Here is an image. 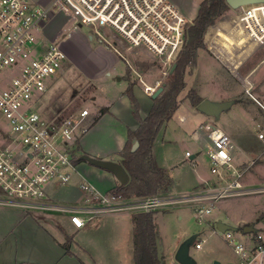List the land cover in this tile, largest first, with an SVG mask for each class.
<instances>
[{"label": "rangeland", "instance_id": "rangeland-1", "mask_svg": "<svg viewBox=\"0 0 264 264\" xmlns=\"http://www.w3.org/2000/svg\"><path fill=\"white\" fill-rule=\"evenodd\" d=\"M31 1L40 6H47L53 0ZM170 1L191 21L196 19L199 6L204 0ZM240 13V10L229 9L225 14L235 17ZM221 20L226 19L222 16L218 21L221 22ZM212 32L211 30L210 34ZM62 33L66 37L63 38ZM210 34L206 35L205 43H207V37ZM44 37L49 43L59 44L67 56L58 72L47 80V91L41 97L39 95L35 102V110L46 122L77 115L83 109H88L95 125L101 118V110L106 107L104 105L116 102L121 91L128 88L130 83L127 79L128 71L136 93L141 96L139 92L142 94L141 91H143L148 97L152 96L146 92V89H158L171 79L174 71L168 74V69L158 67L156 63L147 62L148 58L146 57L137 58L142 59V66L128 67L125 60L108 45L102 43L89 26L83 25L80 29H74L70 19L61 12H57L54 18L48 20ZM209 46L220 59L232 70L234 69L235 73L239 71L243 75L253 70L260 58L264 56V44L254 49L252 38L244 32L240 24L220 23L218 32L211 38ZM198 55V63L195 68L188 70L187 86L179 97L180 107L171 121L163 128L160 140L156 141L154 148L157 158L168 156L166 160L168 164L174 163L178 168L173 173L175 185L172 186V190L190 188L193 184L198 183L196 172L200 168L203 167L207 172L210 170V160L206 154V143L209 140L206 139V143L201 147V145L199 146L200 141L194 137L195 132L201 133L203 136V128L207 124H214L225 131L242 150L252 156L251 158L260 157L257 163L244 174L241 183L247 189L262 188L264 187V141L259 139L258 134L264 132V113L259 105L243 92L244 88L241 82L234 78L232 72L214 54L206 48L199 50ZM241 62L243 65L238 69ZM164 71H166V75ZM138 72L143 75V82L149 86L141 83ZM119 78L123 79L118 81ZM250 80L260 84L258 86L255 83L253 94L259 102L264 104V63L250 77ZM191 90H195L198 96H200L199 94L204 95L203 101L221 103L229 100L233 104L219 117L209 116L199 111L198 107L193 108L190 100L187 99ZM121 115L124 116L122 113ZM10 133L8 121L0 112V146L6 144L2 134ZM126 134L125 127H122L113 115H107L100 124L92 127L87 135L88 142H90L88 148L115 150L119 146V138L127 137ZM162 138L169 140L166 147L162 145ZM77 152L81 157L80 152ZM186 152H190L192 155L200 153V155L191 160L186 158ZM234 157L235 164L244 159L242 153L237 149L234 152ZM180 163L182 167L179 166ZM193 164L196 166L194 167ZM88 167L89 169L94 168L92 165ZM207 174L214 176L210 171ZM212 183L214 182L211 181L209 185ZM66 188L67 186L60 183H49L46 186L47 197L50 194L58 201L54 204L61 206ZM19 210L22 217L29 216L25 220L22 218L24 220L22 226L28 227L29 236L21 243L19 250L21 255L40 258L46 251H51L54 255L57 253L56 246L46 245L39 239L40 230L51 234L58 242H61L58 239L63 240L68 247L71 245L74 232L66 230L62 235L57 226L66 217L70 218V215L53 211L28 213L25 210ZM168 212L155 215L158 247L164 257L165 264H180L176 260V253L180 246L190 239H193L190 255L197 261V264H214L215 262L243 264L240 256L234 251L233 245L226 239L225 232L219 231L216 224L218 221H222L235 228L237 231H233V239H241L244 236L242 230L246 224L259 226L264 220V192L220 199L216 202L213 213L208 215L202 223L196 218L194 207H182L180 211L173 209ZM180 215L183 219H179ZM108 221L113 224L102 227L101 220H92L82 229L86 231L85 229L92 225L89 232L75 238V242L81 246V249H72V252L79 258L75 257L76 264L79 262L80 264H96L91 254L95 260L102 264L119 260L118 256L120 257L121 253L124 256V252L120 251L115 255L112 248L114 244L125 238L127 234L125 230L130 228V226L127 228V224L130 225L129 220L124 217L108 219ZM98 226L100 227L97 228ZM202 240H205V243L202 249L197 250L196 243ZM10 245L11 242L0 243V254L7 253ZM45 249L46 251H44ZM124 249L128 254L131 250L130 245L127 249L124 244ZM50 254L48 253V255ZM127 256H130V253ZM124 261L126 262V259ZM130 261H132V257ZM164 262L162 261V264Z\"/></svg>", "mask_w": 264, "mask_h": 264}, {"label": "built area", "instance_id": "built-area-1", "mask_svg": "<svg viewBox=\"0 0 264 264\" xmlns=\"http://www.w3.org/2000/svg\"><path fill=\"white\" fill-rule=\"evenodd\" d=\"M238 10L241 13L230 18L232 25H242L254 43L264 44V4ZM57 12L67 16L74 29L89 26L128 67L142 66V59L137 58L146 57L158 67L167 61L168 74L182 57L194 22L170 0H53L47 6L31 0H0V112L11 129L10 134H2L6 144L0 146V205L27 212H63L70 215L75 229H83L100 214L158 213L182 207H194L202 223L218 200L264 192V187L247 189L241 183L260 157L235 164L232 138L218 126L207 124L202 131L203 138L209 140L206 154L211 172L218 180L214 185L207 183L186 193L125 198L115 191L102 193L84 182L81 189L88 195L84 205L50 202L46 186H64L71 181L77 171L74 161L79 141L93 123L88 109L53 122L44 121L35 110L38 96L47 91V80L67 59L59 44L44 37L48 20ZM137 74L143 83V75ZM254 88L250 83L245 93L264 110L253 94ZM155 90L146 92L152 96ZM258 137L264 141V132ZM186 158L194 160L190 152ZM255 228L256 232L241 239H233L231 230L225 232L243 264H264V220ZM204 243L197 242L196 249H202Z\"/></svg>", "mask_w": 264, "mask_h": 264}, {"label": "crops", "instance_id": "crops-1", "mask_svg": "<svg viewBox=\"0 0 264 264\" xmlns=\"http://www.w3.org/2000/svg\"><path fill=\"white\" fill-rule=\"evenodd\" d=\"M223 16L225 17L226 20H221V22L218 21L217 24L215 25V27L212 29L213 32L211 34H210L211 31L208 33V34H210V36H213L215 34L216 28L220 23L224 22V23H230L232 25L230 18L233 15L229 16V14H225ZM62 37L64 38V37H66V35L64 33H62ZM254 45H255V47H254V49H255L258 46H260L261 44L254 43ZM206 46H207L206 48L208 49V51H210L212 54H214L224 64V66L227 67V69H229L232 72V74L234 75V78L241 82V84L243 85V88H244L243 92H245V89H246L247 85H249V82L251 84H253L254 87H255V83L258 86L260 85L257 81H251L250 77L253 74H255L259 70V68L262 66V64L264 63V56L262 58H260V60L254 66L253 70H250L246 75H243L239 71L237 73H235V71H233L234 69L232 70L229 65H227L222 59H220V57L217 55V53L210 48L208 41L206 43ZM249 47H250V44H249ZM198 57H199V55H198ZM197 63H198V58H197ZM240 64L237 67L238 69L241 68V66L243 65L242 62ZM187 74H189V73H187ZM244 76H246L249 80L247 78H245ZM122 79L123 78H121V80ZM143 83L145 85H147L145 82H143ZM147 86H149V85H147ZM126 90H127V88L124 91H121L116 102H113V103L110 102L109 104L104 105L106 107L101 110V113H100L101 118L98 120V122L95 125L93 123L92 127L100 124V122L107 115H113L119 121L121 126L125 127L126 132H128L129 129L135 131L138 128L139 123L133 117L131 102H130L129 98L125 95ZM133 91H134L135 97L137 98V100L140 104V115L142 118H145L152 108L151 97H148L143 91H141L143 96L140 92H139V94L141 96H139L136 93L135 88L133 89ZM199 95L201 98L205 99L204 95H202V94H199ZM225 101H229V100H225ZM117 102H119V103H117ZM259 107L264 113V110L261 108L260 105H259ZM121 113L124 114V116L121 115ZM126 113H127V116H126ZM91 118H92V116H91ZM182 119H185V117H182ZM166 124H165V126H166ZM92 127H91V129H92ZM163 128L161 129L160 133L158 134L156 141L158 139L160 140V134L163 131ZM194 134H195L194 135L195 139L200 141L199 146L201 145V147H202L203 144L206 143V139L203 138L201 133L195 132ZM87 135L85 137H83L82 141L78 145V151L80 152L79 155H81V157L83 155H88V156H92V157L97 158V159H102V160H106V161H113V162H117V163L121 164L122 157L120 154L126 145L127 137L119 138V140H118L119 146L117 147V149L110 150V149L88 148V144H90V142H88ZM156 141H155V143H156ZM161 141H162V145L164 147H166L169 144V140L166 138H162ZM233 142L235 144V148L233 150V153L237 149L242 153V155L244 157L243 161H241L240 163L236 162L237 164H242V163H244V161L248 157L249 158L252 157V156L248 155V153H246L244 150H242V148L239 145H237L234 140H233ZM206 144H208V142ZM84 146H85V148H84ZM79 147H80L81 151H80ZM154 148H155V145H154ZM154 153H155V150H154ZM199 155H200V153H198L196 155H192V157H194L193 159H196V157ZM155 156H156V153H155ZM167 158H168V156L166 158H164V156H162V158H160V157L157 158V156H156L158 164L162 168L167 169L169 171V176L171 178V186H170L169 193H171V194L186 193V192L194 191V190H197L199 188H202L203 186L207 185V183H210L211 181L214 182V183H212L213 185L218 182L217 177L215 175L209 176V174H207L209 171L212 174L211 167H210V170L208 172L206 169H204L202 167L198 170V172H196L198 183L193 184V186H191L190 188L177 189L176 191H173L172 186L175 185L173 173L178 168H177V166H175L174 163L168 164V161H166ZM234 159H235V157H234ZM76 165H77V171L73 173L71 181L67 185H64V186H67V188L65 189L66 191H64L65 196L62 199L63 201H61V202H63V205L81 206V205L85 204V201H86V198L88 195L85 191H83L81 189V185L84 182L92 184L102 193H106L109 191H116L117 188L120 185H122L119 183V181L116 179V177L112 173H110L106 170L100 169V168L93 166V165L92 166L94 168L89 169L88 166L91 164L87 161L76 164ZM210 165H211V163H210ZM179 166L182 167L181 163L179 164ZM0 194H1V191H0ZM48 200L50 202H53V203L58 202L50 194L48 195ZM178 210L180 211V209H178ZM161 213L166 214L169 212L168 211L158 212V213H156V216L158 214L160 215ZM135 215L136 214H133V213H114V214H100V215L96 216L95 219L101 220L100 225L102 224V227L113 224V223H110V221H108V219H114V218L118 219V218H124L125 217L129 220V223H130V225L127 224V228L129 226H130V228L127 231L125 230V233L127 232L125 238H123L121 240V242H117V244H114V246L112 248V251L114 252L115 255H117V253L120 251V252H124V256L121 253L120 254L121 256L120 257L118 256L119 260H116L113 262L111 261V263H109V264H135V260L133 259V257H134V223L132 221L133 217ZM156 216H155V218H156ZM22 218H24V220H25V219L29 218V216L24 215V217H22L20 210L15 208V207H8V206L0 205V243L4 244V243L11 242V245L8 247L7 253L0 254V264H76L75 263V262H77L76 259H79V258L76 254H74L72 252V249L73 248L81 249V246L77 242H75V238L80 236V235H83L84 233L86 234L87 232H89V230L92 228L91 227L92 225H89V227H87V229H85L86 231H83L82 229H75V227L70 223V219L68 217H66V219H64V221H62L61 224L57 225L58 228L60 229L61 234L64 233L66 230L74 232L71 245H69V247H68V252H67V249L65 248V243L63 240L58 239L61 241V242H58L57 240H55V238L51 234H49L47 232L45 233V232L40 230L41 235H40L39 239L43 243H45L46 245L56 246L57 253H55V255H54L51 251L49 252V251H46V249H45L44 251H46V252L42 254V257H40V258L34 257L33 258L32 256L21 255L19 252V250L21 249L22 241H24L26 239V237L29 236L28 232H27L28 227L22 226V221H24V220H22ZM179 219H183L181 215L179 216ZM118 222H121V221H118ZM99 227L100 226H98L97 228H99ZM62 235H60V236H62ZM157 237H158V232H157ZM157 243H158V240H157ZM124 244L127 247V249L129 248V245H130L131 250L128 252V254L130 253V256H127L128 254H127V250L124 249ZM35 250H37L39 252H43L42 250H39V249H35ZM48 253L49 254L51 253L53 256L51 254L48 255ZM161 256H162V254H161ZM75 257H76V259H75ZM91 257L94 259L96 264H102V263H99L98 260H95V258L93 257L92 254H91ZM131 257H132V261H130ZM124 259H126V262L124 261ZM128 259H129V261H128ZM162 261L163 262L165 261L163 256H162ZM79 264H80V262H79ZM163 264H165V262ZM170 264H172V263H170Z\"/></svg>", "mask_w": 264, "mask_h": 264}, {"label": "trees", "instance_id": "trees-1", "mask_svg": "<svg viewBox=\"0 0 264 264\" xmlns=\"http://www.w3.org/2000/svg\"><path fill=\"white\" fill-rule=\"evenodd\" d=\"M226 0H204L201 2L198 15L187 34V46L177 63L171 79L165 83L162 93L152 98V108L145 118L140 115V104L133 93L134 84L130 81L125 95L132 105V114L138 121V128L128 130L127 142L121 151L122 162L130 176L126 185H120L115 191L125 197H146L167 194L170 191L171 178L169 171L162 168L156 159L154 145L158 134L166 123L171 121L180 107L179 97L186 88V75L194 69L199 50L206 49L205 37L215 27L218 20L229 11ZM218 32V26L215 34ZM214 34V35H215ZM213 35V36H214ZM213 36H208L210 42ZM187 99L193 107H198L203 99L195 90L189 91ZM138 147L133 151L134 145ZM80 149V147H79ZM75 164L85 162L75 158ZM156 213H139L133 217L134 223V260L135 264H162L158 256ZM68 252V246L65 245Z\"/></svg>", "mask_w": 264, "mask_h": 264}, {"label": "water", "instance_id": "water-1", "mask_svg": "<svg viewBox=\"0 0 264 264\" xmlns=\"http://www.w3.org/2000/svg\"><path fill=\"white\" fill-rule=\"evenodd\" d=\"M226 3L232 10H238L243 7L256 5V4H264V0H226ZM176 67V66H175ZM173 68V70L175 69ZM119 81L121 78L118 79ZM165 84H163L161 87H159L154 94L152 95V98H156L159 96L163 89ZM232 101H226L221 103L212 102L209 100H204L200 103L198 106V110L209 115V116H215L219 117L220 114L224 111H227L232 106ZM138 147V143H136L133 147V151H135ZM194 157H192L193 159ZM82 160L89 162L91 165L96 166L98 168H101L103 170H106L110 173H112L116 179L119 181L120 184L126 185L128 184L130 180V176L124 166L120 163L113 162V161H106L102 159H97L92 156L83 155L81 157ZM217 229L221 232L226 231H237L235 228L223 223L222 221H218ZM243 233L248 234L252 232H256L255 224H246L243 227ZM193 243V239L185 241L180 248L178 249L176 253V260L180 264H197V261L190 255V248ZM158 256L159 259L162 261L161 252L158 247ZM214 264H220L219 262H215Z\"/></svg>", "mask_w": 264, "mask_h": 264}, {"label": "bare ground", "instance_id": "bare-ground-1", "mask_svg": "<svg viewBox=\"0 0 264 264\" xmlns=\"http://www.w3.org/2000/svg\"><path fill=\"white\" fill-rule=\"evenodd\" d=\"M164 66V67H163ZM163 66H160V67H162L163 69H168L167 68V61H165L164 62V65ZM164 74L166 75L167 73H166V71H164Z\"/></svg>", "mask_w": 264, "mask_h": 264}]
</instances>
